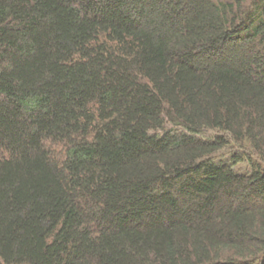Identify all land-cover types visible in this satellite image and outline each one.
Wrapping results in <instances>:
<instances>
[{
	"label": "trees",
	"instance_id": "trees-1",
	"mask_svg": "<svg viewBox=\"0 0 264 264\" xmlns=\"http://www.w3.org/2000/svg\"><path fill=\"white\" fill-rule=\"evenodd\" d=\"M0 264H264V0H0Z\"/></svg>",
	"mask_w": 264,
	"mask_h": 264
},
{
	"label": "rangeland",
	"instance_id": "rangeland-1",
	"mask_svg": "<svg viewBox=\"0 0 264 264\" xmlns=\"http://www.w3.org/2000/svg\"><path fill=\"white\" fill-rule=\"evenodd\" d=\"M212 136H214V134H212V133L208 134V137H212ZM233 152L234 151H225V152H223L221 155L216 157L215 162L216 163H218V162H227L230 159V157H231ZM237 170L240 171V172H246L247 163H241V164L237 165Z\"/></svg>",
	"mask_w": 264,
	"mask_h": 264
}]
</instances>
